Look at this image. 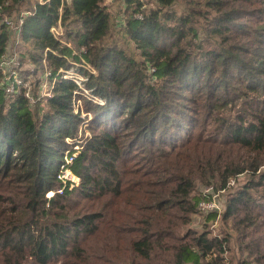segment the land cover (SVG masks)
I'll list each match as a JSON object with an SVG mask.
<instances>
[{"label":"trees","instance_id":"1","mask_svg":"<svg viewBox=\"0 0 264 264\" xmlns=\"http://www.w3.org/2000/svg\"><path fill=\"white\" fill-rule=\"evenodd\" d=\"M106 1L0 0V264H264V0Z\"/></svg>","mask_w":264,"mask_h":264},{"label":"built area","instance_id":"2","mask_svg":"<svg viewBox=\"0 0 264 264\" xmlns=\"http://www.w3.org/2000/svg\"><path fill=\"white\" fill-rule=\"evenodd\" d=\"M43 2H44V1H41V3H43ZM24 16H25V13H21V16H20L19 18H17V21H13V20H10L8 17H5V18H4V22H5V24H6L7 26L10 27V29H11L15 34L19 35L20 30H21V27H22L23 24H24ZM54 32H57L58 34L62 35L63 30H62L61 28H59V29H57V30L54 31ZM13 48H14L15 51L17 52L16 44H15V45L13 44ZM9 49H10V48H9ZM9 49L7 50L5 56H3L2 60H1V64H0V67H1V68L7 66L6 63L4 62V61H5L4 59H6V58L8 57V51H9ZM17 56H18V55H17ZM59 74L62 75V79H64V80H67V79H68V80H71V81H73L74 83H76L80 88H81V84H82V82H84V77H83V79L80 78V77L78 76L77 72H76L75 70H73V69H71V70H69V71H63V70H61V71L59 72ZM51 76H52L51 73H47V75H45L44 77H46V79H49ZM57 77H58V75H56V77H54V79H53V81H52L51 84L49 83V80H48V82H46L47 85L45 84V86H49L48 90H49V89H50L51 91L53 90V87H54V85H55V82H56ZM82 80H83V81H82ZM6 81H7V83H3V84H1V86L6 87V89H7L10 85H12V89H13V90H10V89H8V91L6 90L8 93L19 92L20 87H23V86H24L25 88H30V86H28V84H27V85H26V84H23V83H24L23 80H21L20 78H18V76L15 75V73H13L12 76H9V78H6ZM81 81H82V82H81ZM30 89H31V88H30ZM82 94H83V93H82ZM50 95H51V94H50ZM50 95H49V96H50ZM83 95H84V94H83ZM27 97L30 99V102H31V103H35V100H34V98H33V95H31V91H30V92H27ZM95 100H97V98H96ZM102 103H103V102H102ZM83 116L85 117L86 115H83ZM76 148H77V149H76ZM78 149H79L78 146L75 147V151L78 150ZM73 158H74V157H70L69 160H68V163H71V162L73 161ZM68 174H71V176L68 175ZM72 175H73V174H72V172H71L70 170H65V171L62 173V175L60 176V179H62V180L64 181L65 184H67V183H71V184H72V183H75V184H78L79 179H78L77 177L74 178ZM60 192H61V191H60ZM211 192H212V191H211V189H209V188L204 189V193H211ZM50 194H51V193H50ZM50 194H49L48 196H50ZM52 195H53V194H52ZM214 196H217V197H218L217 194H214L213 197H212V201H202V202L200 203L199 208H200V210H201L204 214L210 213V212H212V211H218V212H220V206H219L218 202L216 203V201H215V199H214Z\"/></svg>","mask_w":264,"mask_h":264},{"label":"rangeland","instance_id":"3","mask_svg":"<svg viewBox=\"0 0 264 264\" xmlns=\"http://www.w3.org/2000/svg\"><path fill=\"white\" fill-rule=\"evenodd\" d=\"M41 1H44L45 2V0H40V2ZM106 5H107V7H112V2L110 1V0H107L106 1V3H105ZM57 33V32H56ZM18 55V53L15 51V49L13 48V45L11 44V46H10V49H9V51H8V57L6 58V59H4L5 61V63H6V67L7 68H9V69H11L12 67H21L20 69H16V71H15V75H19V71L20 70H22V72H25V71H27L28 69H31V70H33V68H32V66L31 65H29V63H27V62H22V58L21 57H19V56H17ZM22 62V63H21ZM88 67V66H87ZM89 68V67H88ZM73 70H75L76 72H77V70H76V66H74L73 68H72ZM71 70V69H70ZM77 74H78V76L80 77V78H82L83 79V76H82V74H79L78 72H77ZM6 78H9V75H6ZM33 79H34V76H32V75H28V80H30V81H33ZM35 79L36 80H38L40 83H42V86H41V88L38 90V93L40 94V97H42L43 99L45 98V97H47V96H49L51 93H52V91L49 89L48 90V88H49V86H45V84H46V82H48V80H50V79H46V77H43L42 75H40V74H38V75H36V77H35ZM83 81V80H82ZM81 81V82H82ZM86 81V79L84 78V82ZM34 82V81H33ZM84 82H82V84H81V90H82V93L84 94L83 96L85 97V98H83V99H92V100H94L95 102H97V103H101V104H104L105 102L102 100V99H97V100H95L97 97H95V96H93L92 95V92L91 91H89V90H87L86 89V87L83 85V83ZM26 83H28V86H31V87H35L36 86V84L35 83H30L29 81H27ZM47 85V84H46ZM8 89H10V90H13L12 89V85H10L6 90L8 91ZM83 99H79V100H77L76 102H77V104H76V106H79V105H83V102H84V100ZM103 102V103H102ZM87 135H91V133L90 132H88V133H86ZM79 147V146H78ZM77 149V148H76ZM81 148L79 147V149L78 150H80ZM78 150H76V151H78ZM78 153V152H77ZM77 153H74L73 154V157H76L77 156ZM73 174V173H72ZM68 175H70L71 176V174H68ZM74 178H76V176L73 174L72 175ZM241 183V182H240ZM239 183V184H240ZM239 184H234L233 186L234 187H236L237 188V186L239 185ZM52 194L53 193H51L50 194V196L49 197H51L52 196ZM214 199H215V201H216V203L218 202V204H219V206H220V211H223V209H224V199H223V197H222V195L221 196H219L218 195V197L217 196H214ZM203 218H204V216H203ZM202 221H204V219H202V217L199 215H196L195 217H194V223H193V227L194 228H197V229H199L200 227H202V225H203V222ZM212 226H211V228H212V230H213V233L214 234H217V227L219 226V223H218V221H215L213 224H211ZM233 252H238L237 251V249H236V247H234V250H233Z\"/></svg>","mask_w":264,"mask_h":264},{"label":"water","instance_id":"4","mask_svg":"<svg viewBox=\"0 0 264 264\" xmlns=\"http://www.w3.org/2000/svg\"><path fill=\"white\" fill-rule=\"evenodd\" d=\"M69 2H70V0H69Z\"/></svg>","mask_w":264,"mask_h":264}]
</instances>
